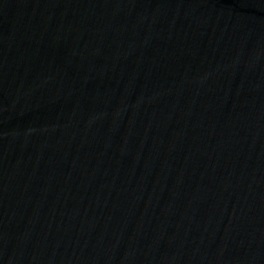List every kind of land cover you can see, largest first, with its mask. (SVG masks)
Returning a JSON list of instances; mask_svg holds the SVG:
<instances>
[{"label":"water","instance_id":"water-1","mask_svg":"<svg viewBox=\"0 0 264 264\" xmlns=\"http://www.w3.org/2000/svg\"><path fill=\"white\" fill-rule=\"evenodd\" d=\"M0 264H264V0H0Z\"/></svg>","mask_w":264,"mask_h":264}]
</instances>
